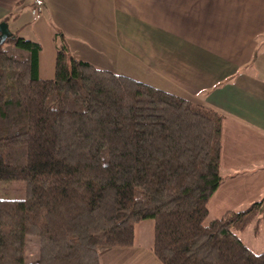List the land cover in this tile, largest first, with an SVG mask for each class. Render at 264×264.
Wrapping results in <instances>:
<instances>
[{"label":"trees","instance_id":"trees-1","mask_svg":"<svg viewBox=\"0 0 264 264\" xmlns=\"http://www.w3.org/2000/svg\"><path fill=\"white\" fill-rule=\"evenodd\" d=\"M56 39L46 79L40 42L0 38V181L26 185L24 198L0 199V264H100L147 219L162 264H264L236 233L264 216V196L205 223L223 182L221 114Z\"/></svg>","mask_w":264,"mask_h":264},{"label":"crops","instance_id":"crops-1","mask_svg":"<svg viewBox=\"0 0 264 264\" xmlns=\"http://www.w3.org/2000/svg\"><path fill=\"white\" fill-rule=\"evenodd\" d=\"M3 21L12 35L43 45L42 78L54 77L62 31L76 57L118 72L124 68L112 65L123 58L130 65L124 75L221 114L224 180L208 205L212 219L263 194L264 0H0ZM83 38L99 43L104 55L97 46L96 54L84 55ZM45 43L54 52L47 67ZM143 221L134 244L103 250L100 264H162L153 250L154 221L149 232ZM236 233L252 251L264 252V216Z\"/></svg>","mask_w":264,"mask_h":264},{"label":"rangeland","instance_id":"rangeland-1","mask_svg":"<svg viewBox=\"0 0 264 264\" xmlns=\"http://www.w3.org/2000/svg\"><path fill=\"white\" fill-rule=\"evenodd\" d=\"M87 42H88V40L86 38L82 39L83 45H81V46L86 49V50L82 51V53L88 57H91L94 53L96 54V52H97V50H95L94 46H97L98 48H100L99 47L100 44L99 43L94 44L92 42H90V44H87ZM51 46H52L51 43L50 44L45 43V51H44V54L42 56V63H43V65H45V67H47L50 64V60L53 57L54 52L51 49ZM100 52L104 55V52L102 51V49L100 50ZM105 62H107V65H109L111 63V61H105ZM116 62L117 63H114L115 65H112V66L123 67L124 69H122L123 70L122 72H126L128 70L126 68H130V65H124L125 60L123 58L119 59V61H116ZM115 70H117V71H113V72L117 73L118 70H121V69H115ZM122 72H118V74H120V73L123 74ZM44 75L46 76L47 72H44ZM25 196H26V185H25L24 181H22V180L0 181V199H2V198L3 199H21V198H24ZM263 196H264V192L255 201L260 200ZM255 201H253V202H255ZM244 205H242V206H244L246 208L249 204L248 205L244 204ZM210 220H212V218L209 216V218L206 220L205 223L208 224L210 222ZM144 221H146V222H144ZM144 221L142 222L143 224L141 226V229H143L144 231L147 229V231L149 232L150 228H152L150 226V223L152 224L153 220L147 219ZM135 227L139 228L140 226H138V224H136ZM244 237H245L246 241H249L253 238V234L250 230H247ZM27 242H28V247H27V251H26L27 260H30V261L31 260L32 261L38 260V258H39V241H38V238L36 236H28Z\"/></svg>","mask_w":264,"mask_h":264},{"label":"water","instance_id":"water-1","mask_svg":"<svg viewBox=\"0 0 264 264\" xmlns=\"http://www.w3.org/2000/svg\"><path fill=\"white\" fill-rule=\"evenodd\" d=\"M12 36V32L9 28V25L6 21L0 23V38L4 41L8 37Z\"/></svg>","mask_w":264,"mask_h":264}]
</instances>
